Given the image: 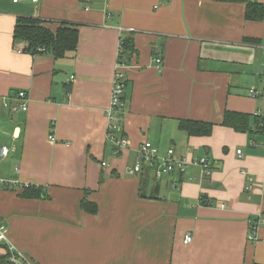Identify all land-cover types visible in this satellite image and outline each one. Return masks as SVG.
<instances>
[{"label": "crops", "instance_id": "obj_1", "mask_svg": "<svg viewBox=\"0 0 264 264\" xmlns=\"http://www.w3.org/2000/svg\"><path fill=\"white\" fill-rule=\"evenodd\" d=\"M244 13L232 1L0 0V180L14 184L0 189L7 242L32 264H264V134L254 119L264 116V20ZM17 17L76 25V51L57 60L21 52ZM124 37L135 53L116 136L131 146L115 156L106 111ZM250 88L262 95L250 98ZM19 91L28 109L11 113L4 105ZM226 111L250 115L249 133L223 127ZM185 119L213 124L211 135L188 137ZM144 141L207 159L209 175L190 166L157 181L129 176ZM31 188L43 196L24 198ZM84 198L95 214L81 209Z\"/></svg>", "mask_w": 264, "mask_h": 264}, {"label": "built area", "instance_id": "obj_2", "mask_svg": "<svg viewBox=\"0 0 264 264\" xmlns=\"http://www.w3.org/2000/svg\"><path fill=\"white\" fill-rule=\"evenodd\" d=\"M20 0H12L13 3H18ZM91 0H83L85 8L90 3ZM36 2V0H32ZM23 52V51H21ZM121 49L119 47L117 63L115 65L114 75L112 79V90L110 96L109 107L106 111V140L113 146V155L118 156L123 151L129 149L131 146V141L123 136H116V133L120 130L123 123V106H124V95L126 86V75L124 70L127 68L122 61H120ZM154 63L157 68H159L161 63V58L158 56L154 59ZM264 90V84L262 86V91ZM262 91L256 88H250L247 90V95L256 99L262 95ZM27 95L24 91L17 92L11 99L10 103L4 105L5 109L11 113L26 112L27 106ZM255 116L258 119H264V116L257 111ZM52 141L55 139L49 137ZM137 161L133 167L128 168L127 174L129 176H140L144 171H147L149 175L152 176L154 180H160L168 175H182L190 166H198L202 169L203 174L209 175L211 169V163L205 159L201 158L198 160L189 159L186 157L177 156L173 149L166 150L165 153L160 154L157 147H155L151 142L144 141L136 149ZM240 155L241 151H237ZM8 155V150L6 148L0 149V157L5 158ZM101 166H107L106 162H102ZM245 174L244 172H242ZM248 184L251 185L254 181L251 177H247ZM14 185L13 182H5L0 180V189L5 185ZM11 186V185H10ZM264 223V221H263ZM257 226V224H256ZM253 230L249 236L250 241H254ZM191 234L186 233L183 239V244L187 245L191 242ZM4 246L8 252V263L9 264H32L27 258L25 253L13 247L7 242L5 237V228L0 225V248ZM1 254V253H0Z\"/></svg>", "mask_w": 264, "mask_h": 264}, {"label": "trees", "instance_id": "obj_3", "mask_svg": "<svg viewBox=\"0 0 264 264\" xmlns=\"http://www.w3.org/2000/svg\"><path fill=\"white\" fill-rule=\"evenodd\" d=\"M213 1H232L241 2L245 5L244 17L247 21H263L264 5L249 0H213ZM78 28L76 25L61 23L55 30H52L48 24L37 18L17 17L13 29V40L24 44L23 53L35 55L39 53H48L53 59L65 58L67 54L76 51L78 46ZM248 43H259L254 39H246ZM120 61L125 65L130 62V57L135 53L134 41L131 37H124L120 42ZM250 115L226 111L223 115L221 125L229 128L236 133H249L250 131ZM255 119L256 127L264 134V119ZM178 128L188 137H208L213 130V124L208 122H200L193 120H180ZM124 136V135H123ZM141 175V180H148V175ZM144 195V194H143ZM24 198H41L43 194L40 189H24L22 192ZM205 197L201 199V203L205 204ZM81 209L88 214H95L97 207L86 198L80 202ZM0 248V264L8 263V252L4 246ZM256 264V263H254Z\"/></svg>", "mask_w": 264, "mask_h": 264}, {"label": "rangeland", "instance_id": "obj_4", "mask_svg": "<svg viewBox=\"0 0 264 264\" xmlns=\"http://www.w3.org/2000/svg\"><path fill=\"white\" fill-rule=\"evenodd\" d=\"M121 129V128H120Z\"/></svg>", "mask_w": 264, "mask_h": 264}]
</instances>
